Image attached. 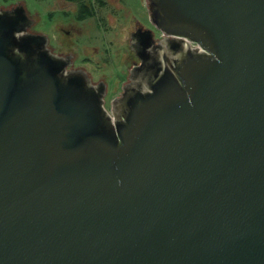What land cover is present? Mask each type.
<instances>
[{"label":"water","instance_id":"95a60500","mask_svg":"<svg viewBox=\"0 0 264 264\" xmlns=\"http://www.w3.org/2000/svg\"><path fill=\"white\" fill-rule=\"evenodd\" d=\"M145 2L109 110L0 7V264H264V0Z\"/></svg>","mask_w":264,"mask_h":264},{"label":"rangeland","instance_id":"374dc122","mask_svg":"<svg viewBox=\"0 0 264 264\" xmlns=\"http://www.w3.org/2000/svg\"><path fill=\"white\" fill-rule=\"evenodd\" d=\"M17 1L0 0V7H6ZM20 1L25 4L29 15L36 20V25L32 28V31L43 33L49 37L59 36L58 26L65 25L69 20L65 17H73L77 14L76 5L58 0ZM115 2H109V6L112 8L111 12H115V14L107 19L110 27L107 33L103 29L101 30L102 24L97 17L95 19L88 18L85 22L75 23V26L81 30V35H75L71 38L75 53L77 52L81 57L85 54H83V51L86 50V47L94 48L97 52L105 50L108 55L106 59L109 62L108 65L102 66L105 75L110 78L108 79L110 80V86L113 83L115 86L117 85V77L122 75L126 66L125 58L129 54L127 35L132 29L133 22L136 20L145 28L153 29L148 21L145 0H115ZM95 59H98L97 56Z\"/></svg>","mask_w":264,"mask_h":264},{"label":"flooded vegetation","instance_id":"af4514ba","mask_svg":"<svg viewBox=\"0 0 264 264\" xmlns=\"http://www.w3.org/2000/svg\"><path fill=\"white\" fill-rule=\"evenodd\" d=\"M110 3H114L115 0H110ZM108 4L100 11L102 12H97L94 15L91 16H84V17H97V19H100V23L102 24L103 31L107 33L110 30V27L108 25L107 19L109 17H113L115 12H111L112 8H110ZM116 3V2H115ZM114 10V9H113ZM70 16V15H69ZM77 14L73 17H65V19H69L65 25H60L57 28V31H59V36L53 35L52 37L48 36L49 39V46L52 49V51L56 54H59L61 56H70V69H82L86 71V73L90 76L92 81L94 83L101 82L106 85V95H105V107L107 110L110 109V102L119 96L121 92V88L123 84L127 81L128 77V72L133 63H136L137 59L135 58L134 54L129 50V54L125 58V68L123 69L122 75H120L117 81V85L113 83L112 86L109 85L108 79H110L107 75H105L104 67L108 65L107 63V54L105 50L96 51L94 48H87L86 50L83 51V56H79V54L74 51V43L71 41V38L75 35H81V30L75 26L76 22L77 23H82L85 22L87 19L84 20H78ZM99 17V18H98ZM106 21V22H105ZM141 25L139 22H136V20L133 22V26L131 31H129L127 35V40L129 39V35L131 32H133L136 27ZM98 27V26H97ZM99 28V27H98ZM154 29V28H153ZM160 33L155 31V38L159 39ZM128 43V41H127ZM84 50V49H83ZM90 50V51H88ZM97 56V60L95 59ZM115 86V87H114ZM108 100V101H107Z\"/></svg>","mask_w":264,"mask_h":264},{"label":"trees","instance_id":"16d2710c","mask_svg":"<svg viewBox=\"0 0 264 264\" xmlns=\"http://www.w3.org/2000/svg\"><path fill=\"white\" fill-rule=\"evenodd\" d=\"M58 1L76 5L77 15L80 16L77 17L78 20H84L88 18L95 19V17H84V16L94 15L96 12L102 10L109 2V0H58Z\"/></svg>","mask_w":264,"mask_h":264}]
</instances>
